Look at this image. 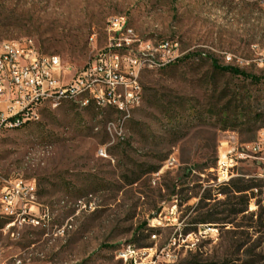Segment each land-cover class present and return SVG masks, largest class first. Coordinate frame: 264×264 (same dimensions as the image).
Masks as SVG:
<instances>
[{
	"label": "rangeland",
	"instance_id": "1",
	"mask_svg": "<svg viewBox=\"0 0 264 264\" xmlns=\"http://www.w3.org/2000/svg\"><path fill=\"white\" fill-rule=\"evenodd\" d=\"M119 16L133 29L121 39L176 40L186 58L140 74L129 116L77 97L1 132L0 180H34L49 210L44 224L0 233L3 264H264V152L252 149L264 129V3L0 0V43L32 38L67 81Z\"/></svg>",
	"mask_w": 264,
	"mask_h": 264
},
{
	"label": "built area",
	"instance_id": "2",
	"mask_svg": "<svg viewBox=\"0 0 264 264\" xmlns=\"http://www.w3.org/2000/svg\"><path fill=\"white\" fill-rule=\"evenodd\" d=\"M258 2L264 3V0ZM107 30L112 33L108 46L98 52L90 64L72 73L67 81L60 58L55 54L39 52L32 38L1 42L0 134L12 129V124L38 117L43 102L56 105L59 94H67V100L75 103V94L80 90L90 91V98L84 101V106L115 103L120 115L129 116L130 110L141 102V98H130V91H141L142 96L140 74L168 66L181 55L178 42L166 38L161 50H157L153 64H144V61L133 57H121V49H147L138 36L121 39L123 30H133L124 26V16L110 20ZM252 145L253 151L264 152V129L257 132ZM222 166L225 167L223 180H227L226 163L219 162L218 169ZM48 212V207L43 208L38 200L34 180L22 177L0 180V233L10 232L12 237L15 227L44 224L48 220ZM1 218H8V225H1ZM2 253L0 240V264H3ZM134 254L135 249L131 245H127L122 252L125 259L132 258Z\"/></svg>",
	"mask_w": 264,
	"mask_h": 264
},
{
	"label": "bare ground",
	"instance_id": "3",
	"mask_svg": "<svg viewBox=\"0 0 264 264\" xmlns=\"http://www.w3.org/2000/svg\"><path fill=\"white\" fill-rule=\"evenodd\" d=\"M249 1H258V0H249ZM127 33H129L128 35H130L131 30H127ZM128 35L125 39H132ZM165 41H166V39H160V40L155 41V42H149L148 41V42L142 43L144 48L147 49V51L136 49V52H134V53L128 52L125 56H121V57H133V59H138V61H144V64H153L154 58H156V55H157V50H161L162 43H164ZM140 94H141V91H130V98H140ZM77 97L83 98L82 104L84 105V101H86V99L90 98V91L80 90L75 94V98H77ZM63 99H67V94H59L57 96V104ZM77 103H78V100H77ZM110 105H112L113 107L117 106L115 103H103V105L96 104V106L101 108V109L106 108L107 106H110ZM96 109H98V108H96ZM34 118H36V117H29L24 122L12 124V128L20 127V126L24 125L26 122H28L29 120H32ZM1 219L4 220V225H8V218H1Z\"/></svg>",
	"mask_w": 264,
	"mask_h": 264
},
{
	"label": "trees",
	"instance_id": "4",
	"mask_svg": "<svg viewBox=\"0 0 264 264\" xmlns=\"http://www.w3.org/2000/svg\"><path fill=\"white\" fill-rule=\"evenodd\" d=\"M184 58H186V56L179 57L174 62L179 61V60L184 59ZM211 63H212V67L214 68L215 71L229 72V73H231L233 75H241L244 78H248L254 84H259L262 81V76H257V75L248 73V72H246L244 70L239 69L236 66H232V65H219V64H217V62L215 60H212ZM249 115H251L254 118H256L258 114L255 113L254 110H250ZM245 190H247V188H245V189H237L235 191L241 192V191H245ZM211 264H214V263H211Z\"/></svg>",
	"mask_w": 264,
	"mask_h": 264
}]
</instances>
